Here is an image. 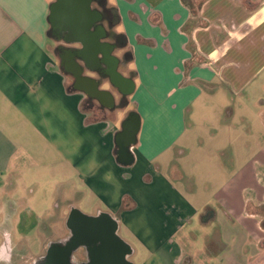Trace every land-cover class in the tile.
Wrapping results in <instances>:
<instances>
[{"label":"crops","instance_id":"obj_1","mask_svg":"<svg viewBox=\"0 0 264 264\" xmlns=\"http://www.w3.org/2000/svg\"><path fill=\"white\" fill-rule=\"evenodd\" d=\"M51 2L0 0V199H22L18 184L48 166L114 218L130 264L121 225L148 252L139 264H193L180 223L195 216L212 225L214 264H264V0H107L130 80L107 89L112 107L74 89L48 34ZM132 112L121 163L115 135ZM193 152L215 164L217 208L192 200L208 191Z\"/></svg>","mask_w":264,"mask_h":264},{"label":"rangeland","instance_id":"obj_2","mask_svg":"<svg viewBox=\"0 0 264 264\" xmlns=\"http://www.w3.org/2000/svg\"><path fill=\"white\" fill-rule=\"evenodd\" d=\"M262 79L263 77L259 78L256 83ZM246 92L241 97L248 98L250 95ZM258 92L264 94V90L259 89ZM132 107V105L127 106V111ZM246 107L249 108L250 105ZM198 159L201 160L196 162ZM190 162L197 184H204L205 176L208 189L205 196L204 192L191 195L193 202L199 203L205 199L217 208L214 185L212 186L213 181L217 182L219 179L215 164L209 162L204 165L203 152H193ZM260 169L262 168L258 166V170ZM257 173L258 176L263 175L261 171ZM30 176L25 177L18 184V195L22 199L13 202L5 197L0 199V264H30L35 257L44 254L49 242L57 240L66 231L65 217L74 205L86 216L96 214L100 208L97 207V202L90 197L86 188L77 186L76 180L67 171L59 170L58 174H53V169L47 166L36 173L32 171ZM180 224H182L181 237L188 236L189 234L186 233L190 231L194 234L191 236L190 233L185 242V251L188 250L193 254V264H214L212 257L204 255L205 235L211 232L212 225L201 223L198 216L187 222L184 220ZM3 228L7 231L3 232ZM119 233L134 249V253L130 256L131 261L133 264H139L148 252L140 246L133 234L126 232L123 225Z\"/></svg>","mask_w":264,"mask_h":264},{"label":"flooded vegetation","instance_id":"obj_3","mask_svg":"<svg viewBox=\"0 0 264 264\" xmlns=\"http://www.w3.org/2000/svg\"><path fill=\"white\" fill-rule=\"evenodd\" d=\"M90 7L93 12L99 13L89 27L91 39L98 37L100 40L96 47L92 45L93 41H79V31L69 33L63 30L62 19L57 25L49 23L48 34L55 44L59 63L72 79V85L76 70L67 65L70 54L82 68V74L95 77L100 87L107 84L104 89L116 90V85L110 81V66L114 62L112 55L117 56L118 70L123 69L127 61V52L122 51V38L114 31L116 16L107 0H91ZM110 48L111 56L108 52ZM94 49L99 51V65L91 55ZM120 95L119 103L124 98L123 92ZM65 226L66 231L57 240L49 242L45 253L35 257L30 264H130L112 216L99 213L90 217L71 207L65 217Z\"/></svg>","mask_w":264,"mask_h":264},{"label":"water","instance_id":"obj_4","mask_svg":"<svg viewBox=\"0 0 264 264\" xmlns=\"http://www.w3.org/2000/svg\"><path fill=\"white\" fill-rule=\"evenodd\" d=\"M90 3L91 0H55L49 5V23H55L57 25L60 24V19H62L61 28L63 30L68 31L69 33H77L76 31H79V34H81V38L78 37L79 41L80 39L86 41L88 40L89 42L93 41L92 45L96 47L100 40L98 37H93L91 39L89 27L94 17L96 16L98 18L99 13L91 10ZM108 52L110 54L111 48ZM91 55L94 62L99 65V51L94 49L92 50ZM112 57L114 62L110 66V81H113L116 86L121 83H128L130 80L125 78L117 69V57L114 55H112ZM67 60V65L76 70L74 73V89L82 91L87 96L97 99L105 105L112 107L114 102L112 93L107 89L100 88V83L95 77L82 74V68L76 62L73 54L68 55ZM128 87L129 88L125 90V93H129L132 85L131 87ZM139 126V116L134 112L130 113L122 122L121 130H119L115 135V144L118 148L117 159L119 162L128 163L131 161L132 157L129 148L136 142V135L138 133ZM125 248L126 252H128V246L126 244Z\"/></svg>","mask_w":264,"mask_h":264},{"label":"trees","instance_id":"obj_5","mask_svg":"<svg viewBox=\"0 0 264 264\" xmlns=\"http://www.w3.org/2000/svg\"><path fill=\"white\" fill-rule=\"evenodd\" d=\"M111 8H112V10L114 11L115 16H116V20H117L118 16H117V10H116V7H115V6H111ZM117 21H118V20H117ZM215 237H216V236H214V234H213V236H212L211 238L208 239V242H207V244H206V251H207V253H212V252L214 251V249H213V243H212V242H214L213 240H214Z\"/></svg>","mask_w":264,"mask_h":264}]
</instances>
